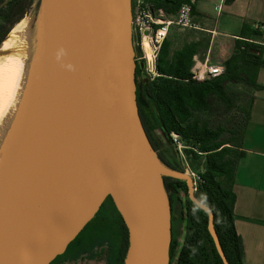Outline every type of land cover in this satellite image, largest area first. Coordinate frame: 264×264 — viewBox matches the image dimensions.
I'll use <instances>...</instances> for the list:
<instances>
[{
	"label": "water",
	"instance_id": "obj_1",
	"mask_svg": "<svg viewBox=\"0 0 264 264\" xmlns=\"http://www.w3.org/2000/svg\"><path fill=\"white\" fill-rule=\"evenodd\" d=\"M38 68L0 175V264H50L107 196L127 228L122 264H169L161 177L184 180L228 261L190 175L158 160L136 104L130 0H43Z\"/></svg>",
	"mask_w": 264,
	"mask_h": 264
},
{
	"label": "trees",
	"instance_id": "obj_2",
	"mask_svg": "<svg viewBox=\"0 0 264 264\" xmlns=\"http://www.w3.org/2000/svg\"><path fill=\"white\" fill-rule=\"evenodd\" d=\"M33 1L0 0V42L27 14ZM146 1L154 10H161L167 17L174 16L181 4L190 2ZM175 29L174 31H178L177 27ZM170 31L168 35L171 34ZM172 34L175 38L167 35L160 46L154 77L142 75L138 80L137 73L142 69L136 64V104L140 120L161 164L179 172H184L187 168L194 175V195L213 213L214 229L228 264H243L242 241L234 226L236 196L233 185L238 161L244 156L242 139L250 118L252 94L261 89V85L257 83V74L264 65L262 33L258 29L243 27L234 40L231 54L222 63V73L201 81L193 79L191 70L195 64V56L203 59L209 38L200 35L196 40H187L189 35L186 34L183 41L178 37L181 36L178 32ZM178 38L180 44L175 42ZM134 51L138 56L140 52L137 47H134ZM227 84H240L251 89L247 108L233 105L226 90ZM214 103H220L224 108L234 106L241 111L243 119L239 128L234 127L225 134V128H211L207 122L197 119V114L209 113ZM156 130L175 149L172 135H176L182 146L180 152L176 151L182 157L184 166L168 160L162 154L159 150L161 144L154 139L153 132ZM172 158L175 160L173 154ZM161 179L171 209L169 264H223L207 230V214L190 201L185 181L166 175ZM181 193L184 196L180 212L183 235L178 242L173 231L172 212L174 204L180 202ZM107 199L111 201L109 196L105 200ZM116 215L119 243L118 247L109 243L107 264H122L128 244L127 228L117 211Z\"/></svg>",
	"mask_w": 264,
	"mask_h": 264
},
{
	"label": "crops",
	"instance_id": "obj_3",
	"mask_svg": "<svg viewBox=\"0 0 264 264\" xmlns=\"http://www.w3.org/2000/svg\"><path fill=\"white\" fill-rule=\"evenodd\" d=\"M193 6L192 19L198 27L181 30L183 34L178 37L183 41L186 34L187 40H196L200 35L209 38L203 59L195 56L193 68L223 63L243 27L258 29L264 47V0H194ZM257 83L261 89L252 94L250 118L242 139L244 156L238 161L233 185L234 226L242 241L243 264H264V65L258 71ZM164 147L171 152L170 145L159 147L170 160Z\"/></svg>",
	"mask_w": 264,
	"mask_h": 264
},
{
	"label": "rangeland",
	"instance_id": "obj_4",
	"mask_svg": "<svg viewBox=\"0 0 264 264\" xmlns=\"http://www.w3.org/2000/svg\"><path fill=\"white\" fill-rule=\"evenodd\" d=\"M36 13H40V15H42L43 0H34L26 15H35ZM175 28L176 27L172 26L170 31L171 34L168 35L173 39L175 36L172 34V32H178L179 34L183 33L181 30L174 31L176 30ZM134 39L135 35L133 34V41ZM175 42L177 44L181 43L180 40H175ZM142 75V72L137 73V79L139 80ZM226 90L231 96L234 106H239L241 108L248 107L249 99L252 93L251 89L240 84H227ZM234 106L231 108H224L222 104L214 103L209 113H199L196 115V117L200 121L207 122L211 128H216L218 126L225 128V134H228V131L233 130L234 127L239 128L243 119V113L239 110H236ZM153 135L156 138L158 144H163V146H166L167 143L159 131H154ZM162 150L172 161H176L184 166L182 157H179L178 152L173 147V145L172 147L170 146L171 153L167 147L162 148ZM172 154L175 156V160L172 158ZM184 173L190 175L187 168L184 169ZM183 197V193H181L180 202L178 201L174 204V209L172 212L173 231L178 242L181 241L183 235V223L180 218V212L182 208L181 201L183 200ZM111 201L107 199L102 203L90 227L84 230L82 234L75 240L73 245L69 247L63 254L57 256L50 264H107L106 258L109 243L114 247H118L119 243V235L117 233V210Z\"/></svg>",
	"mask_w": 264,
	"mask_h": 264
},
{
	"label": "bare ground",
	"instance_id": "obj_5",
	"mask_svg": "<svg viewBox=\"0 0 264 264\" xmlns=\"http://www.w3.org/2000/svg\"><path fill=\"white\" fill-rule=\"evenodd\" d=\"M43 25V13L25 15L0 42V175L27 112Z\"/></svg>",
	"mask_w": 264,
	"mask_h": 264
},
{
	"label": "built area",
	"instance_id": "obj_6",
	"mask_svg": "<svg viewBox=\"0 0 264 264\" xmlns=\"http://www.w3.org/2000/svg\"><path fill=\"white\" fill-rule=\"evenodd\" d=\"M130 2L132 41L133 34L135 35L133 46L137 47L140 52L138 56L135 55L134 60L142 69V74L145 77L152 78L156 75L155 68L160 46L167 37L170 28L176 26L180 30H186L198 27L192 19L194 0L181 4L172 17H167L161 10H154L146 0H130ZM216 8L220 9L221 6ZM222 71V63H204L191 70L193 79L199 81L218 76ZM172 140L176 145V149L180 152L182 146L176 135H172ZM190 176L194 177L193 174H190Z\"/></svg>",
	"mask_w": 264,
	"mask_h": 264
}]
</instances>
